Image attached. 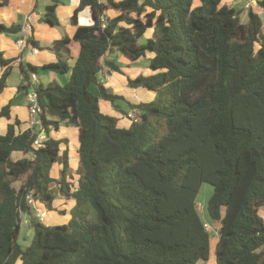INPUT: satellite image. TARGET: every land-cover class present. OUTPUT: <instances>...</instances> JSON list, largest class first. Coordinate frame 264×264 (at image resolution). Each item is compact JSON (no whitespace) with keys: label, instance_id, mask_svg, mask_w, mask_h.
Masks as SVG:
<instances>
[{"label":"trees","instance_id":"1","mask_svg":"<svg viewBox=\"0 0 264 264\" xmlns=\"http://www.w3.org/2000/svg\"><path fill=\"white\" fill-rule=\"evenodd\" d=\"M221 2L79 0L72 37L53 42L57 60L19 63L22 83L39 69L70 75L64 84H35L47 132L39 146L36 129L17 131V118L0 132V264H203L213 233L197 205L204 182L213 187L206 213L220 224L216 263L264 264L263 22L248 9L242 23L241 11ZM58 5H46L45 23L59 25ZM258 5L264 11V0ZM85 8L89 21L80 23ZM19 32L0 23V33ZM71 39L79 43L72 66ZM28 43L44 48L32 37ZM112 49L131 59L150 51L152 73L127 77V85L153 91V99L132 103L100 81L103 65L120 71L104 58ZM13 61L0 51V93ZM101 100L140 112L122 125ZM61 125L78 129L75 181L68 138L49 135ZM57 189L75 203L67 222L46 225L34 204L53 209ZM23 214L33 228L26 247L18 243Z\"/></svg>","mask_w":264,"mask_h":264},{"label":"crops","instance_id":"2","mask_svg":"<svg viewBox=\"0 0 264 264\" xmlns=\"http://www.w3.org/2000/svg\"><path fill=\"white\" fill-rule=\"evenodd\" d=\"M1 1V0H0ZM51 2V0H49ZM253 1L255 5L247 6L248 2ZM50 2H44L41 0H7V3L0 6V23H4L7 25L10 24H18L22 27L28 16L32 13L33 17L32 23V34L31 37L37 41L40 46L44 47L42 49L35 48L30 43H27L24 48L19 49L16 45V41L21 37V32L12 34V33H0V51L3 53L4 57L13 58L14 61L12 62V69L9 76L6 79V87L0 93V109L5 104H10L9 108V117L0 116V132L4 133L6 131L7 125L12 123L15 118L20 120V124L16 126L17 131H22L27 128H34L37 131V136L40 139H44V133L47 134L43 125L40 123L31 124L28 114V102L26 98V93L29 90V82L22 83V74L20 72L19 63L20 62H28L35 66H42L44 64L54 62L57 60L56 52L57 50L54 48L53 42L55 40H60L64 36L72 37L75 31V25L71 21V15L73 13L74 8L78 5L79 0H59V5L56 7V14L59 19V25L66 24L68 29L65 31V34L61 33L57 28L45 23L42 20V14L44 13L45 7ZM222 4H227L230 7H234L240 11L243 8L252 9L254 12L258 13L261 16L262 22L264 20V11L258 5V0H222ZM245 4V5H243ZM243 5V6H242ZM250 7V8H249ZM241 13V12H240ZM90 11L88 8L83 9L79 14L80 23H87L89 21ZM264 29V23H263ZM67 47L70 50V58L68 60V64L72 66L75 62L76 57L79 53V43L75 40L71 39L67 44ZM35 48V49H34ZM118 51V52H117ZM124 54V53H123ZM105 59L113 61L118 67L120 71L111 69L109 66L103 65L100 73L99 79L108 88L110 91L118 94H122L132 103H139L142 101H150L153 99L155 93L149 89L138 87V88H131L127 85V77H132L138 71H134L137 66L129 67L128 64L132 63V65H136L139 59H131L125 58L119 49H112L104 56ZM127 61V65H125L124 61ZM122 60V61H121ZM150 62V61H149ZM123 64V65H122ZM129 68V71H125V67ZM5 70V67L0 66V76ZM40 70V69H39ZM151 71L145 74H151ZM42 73L47 75V82L51 80H56L61 84H64L68 79L70 72L60 73L55 72L47 69H42ZM35 80L33 81L36 85L39 83H44L40 79L39 71L35 74ZM21 84V85H20ZM20 85V86H19ZM26 85V87H24ZM91 91L97 94V88L95 85L91 86ZM106 106V111L112 115H115L119 118V123L122 125H129L130 121L125 119H120L119 115L117 114L116 110H112L113 105L105 100H101ZM100 101V103H101ZM101 106V104H100ZM105 111V112H106ZM124 121V122H123ZM67 130V132L65 131ZM77 133L78 129L74 126H65L61 125L58 130L51 129L49 131V135L57 138H68V154L71 158L70 160V173L72 178L71 181H75L77 174L78 164L75 168L72 167V157L71 154H75V158L78 161V153H77ZM73 140H76L75 145L73 144ZM23 154L21 153H14L13 156L21 157ZM27 156H29L27 154ZM78 163V162H77ZM61 165L59 163H55L52 167V176L54 178L59 177ZM72 171V172H71ZM56 187V186H55ZM58 192V189H57ZM60 208L59 209H66L62 212L63 214V221L60 222H67L70 218V210L73 207L75 201L73 198H65L60 193ZM207 201H205L206 206ZM34 214L33 216L38 217L44 224L46 225H54L59 224V217L56 214H52V210H50V214L47 212L45 215L40 218L39 213L44 210V206L41 203L35 202L34 204ZM55 208V207H54ZM58 209V210H59ZM45 211V210H44ZM261 212V209H260ZM209 220L210 229L213 228L214 237L210 238V253L209 257L203 264H217L216 263V243L218 241V228L220 226L217 222H212L210 218L207 216L205 221ZM25 221V227L28 231V235L32 236L33 228L30 223V216L27 214L22 215V222ZM22 229V224H21Z\"/></svg>","mask_w":264,"mask_h":264},{"label":"rangeland","instance_id":"3","mask_svg":"<svg viewBox=\"0 0 264 264\" xmlns=\"http://www.w3.org/2000/svg\"><path fill=\"white\" fill-rule=\"evenodd\" d=\"M43 1V3L46 1V2H50L49 0H41ZM199 3V0H194V4H198ZM245 5V4H243ZM242 5V6H243ZM251 5H255V3L253 1L251 2H248V5L247 6H251ZM246 6V7H247ZM243 8L241 13H240V21L242 23H245L247 22L248 20V9L247 8ZM250 8V7H249ZM264 17V15L262 16ZM263 23H264V20H263ZM54 28H57L61 33L65 34V31L68 29L67 25L64 24H60V25H56V26H53ZM146 34V33H145ZM145 34L143 36H145ZM149 35V32L147 33ZM146 34V35H147ZM143 36H138L137 37V40H138V43H141L142 41H144V38ZM116 51V49H115ZM118 52V51H117ZM120 53L125 57L127 58H130L128 56H126L125 54L122 53V51H120ZM150 51H146L145 55L144 56H141L140 58H138V63L136 65H132V63H129L128 66L131 67V66H137L134 71L130 72L131 74L135 71H138L137 73H135L131 78L135 77L137 74H145V73H148L150 70V62H149V57H150ZM125 60V59H124ZM122 61V60H121ZM125 65H127V61L125 60L124 61ZM123 65V64H122ZM125 71H129V68H127V66L125 67ZM42 69L39 70V74H40V79L46 83L47 82V75L46 74H43L42 73ZM101 109L102 111H106V106H104V103L103 101H101ZM113 111L116 110L117 111V114L119 115L120 119H125L127 121H131V119L134 118V115L136 113V117H137V114L139 113L138 111H132V109L123 101H119L117 103V106L116 105H113V108H111ZM107 112V111H106ZM134 112V113H133ZM108 113V112H107ZM129 113H131V115L133 117H129ZM130 115V116H131ZM135 119V118H134ZM124 122V121H123ZM67 132V130H65ZM44 137H46V134L44 133ZM76 143V140H73V144L72 145H75ZM75 154H71V157H72V167L75 168L77 166V160L75 158ZM71 160V158H70ZM72 172V171H71ZM18 181L15 183L17 184ZM56 189V188H55ZM213 192V187L211 184L209 183H202L201 187H200V190H199V193L197 195V205L199 207V210H200V215L202 217L203 220L207 219V213H206V206H205V201H207L208 197L211 195V193ZM53 195H54V200H53V209H51L52 211V214H56L58 217H59V224L60 223H64V222H60V221H63V214L65 212H62L66 209H59L60 208V199H61V196L59 195V193L53 191ZM55 207V208H54ZM59 209V210H58ZM45 212H47L48 214H50V210L47 209V208H44ZM261 213L264 217V206L261 207ZM205 224H206V228L213 231V228H209L210 227V224H209V220L205 221ZM28 231L26 230V227H25V221L22 222V229L20 230V233H19V236H18V243L22 246V247H26L30 244L31 240H32V236H29ZM215 234L214 232L212 233L211 237L213 238Z\"/></svg>","mask_w":264,"mask_h":264},{"label":"built area","instance_id":"4","mask_svg":"<svg viewBox=\"0 0 264 264\" xmlns=\"http://www.w3.org/2000/svg\"><path fill=\"white\" fill-rule=\"evenodd\" d=\"M33 14L34 13H32L28 16V19H26V21L24 22V24L21 27V37H19V39L16 41V45L19 49L24 48V46L28 43V39L31 38L32 23L30 20H32ZM35 77H36L35 74L31 75V80L28 83L29 90L26 93V98H27V102H28L27 108H28V114H29V119H30L31 124L40 123V119L38 117V113L40 112V107H39V103H38L37 92L35 90V83L33 82L35 80ZM132 111L140 112L139 109H132ZM130 115H131V113H129V117H133L132 115L131 116ZM41 141H42V139H40V137H37L33 141V145L37 147L40 145ZM28 197L30 198V196H28ZM29 200L32 201L31 198ZM45 213L46 212L43 210L38 215L40 218H42L45 215Z\"/></svg>","mask_w":264,"mask_h":264}]
</instances>
